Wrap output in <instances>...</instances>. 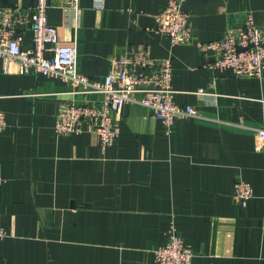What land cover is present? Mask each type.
I'll return each mask as SVG.
<instances>
[{"label":"crops","instance_id":"1","mask_svg":"<svg viewBox=\"0 0 264 264\" xmlns=\"http://www.w3.org/2000/svg\"><path fill=\"white\" fill-rule=\"evenodd\" d=\"M167 1L79 0L74 12L49 0L48 22L61 44L76 47L77 71L93 79L141 47L170 59L174 102L200 118L179 119L169 135L135 103L124 106L119 137L104 149L86 130L57 135L62 107L100 94L72 93L0 60V264H155L173 228L193 251L191 264H264V141L250 129L264 128V73L208 68L200 49L247 14L264 21V0H186L194 39L176 45L155 28ZM21 37L29 47L30 30ZM236 180L252 188L245 207L233 197Z\"/></svg>","mask_w":264,"mask_h":264},{"label":"built area","instance_id":"2","mask_svg":"<svg viewBox=\"0 0 264 264\" xmlns=\"http://www.w3.org/2000/svg\"><path fill=\"white\" fill-rule=\"evenodd\" d=\"M186 0H168L155 17L156 32L173 45L191 44L193 31L183 8ZM66 6L78 11L79 0H66ZM49 0H36L31 8L0 7V60L16 62L21 74H40L69 85L72 93L100 94V99L84 104L71 103L62 107L55 119L57 135L79 134L84 130L97 135L102 149L119 137L122 111L126 104L135 103L147 109L159 120L167 135L179 119H196L195 107L174 102L170 59L151 58L141 47L133 56L112 58L109 72L103 79H93L77 71L75 46L60 43L57 29L48 22ZM29 29L31 44L21 43V30ZM206 66L231 69L236 77L261 78L264 73V21L256 22L249 14L243 23L229 28L216 41L200 45ZM211 55V56H210ZM215 55V56H214ZM139 98H135V95ZM237 126L246 128L242 123ZM5 128V115L0 111V135ZM259 141H264V128H250ZM233 197L245 207L252 197L251 186L236 180ZM6 232L0 227V240ZM193 251L173 228L166 242L154 250L155 264H191Z\"/></svg>","mask_w":264,"mask_h":264}]
</instances>
